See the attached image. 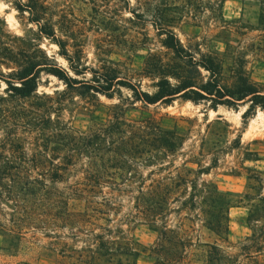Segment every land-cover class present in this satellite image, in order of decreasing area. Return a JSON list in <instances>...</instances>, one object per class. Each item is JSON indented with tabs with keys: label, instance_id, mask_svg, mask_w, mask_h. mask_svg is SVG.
<instances>
[{
	"label": "trees",
	"instance_id": "1",
	"mask_svg": "<svg viewBox=\"0 0 264 264\" xmlns=\"http://www.w3.org/2000/svg\"><path fill=\"white\" fill-rule=\"evenodd\" d=\"M226 1H213L210 11L220 17ZM243 1L258 3L264 12V0ZM12 6L33 27L18 35L0 14L2 248L11 251L27 235H41L49 240L47 249L58 254L57 264L66 259L73 264H137L138 250L116 226L138 221L158 235L154 264H264V198L242 201L245 196L204 180L212 164L202 163L201 152L198 161L191 159L192 150L182 152L188 137L183 130L164 129L152 117L128 116L137 102L147 108L180 98L214 110L236 109L244 102L246 121L264 110V93L246 73L233 85L224 84L219 54L187 48L164 19L157 35L172 56L153 66L154 74L144 69V76L155 80L154 91H145L110 61L93 68L83 62L82 50L71 54L69 37H64L68 31L54 19L47 0H14ZM177 7L164 2L153 6L162 16ZM46 42L58 47L66 67L49 55ZM44 76L57 78L64 89L40 92L47 85ZM122 89L131 91V97L124 98ZM101 96L117 103L106 104ZM215 124L221 121L208 123L206 131ZM234 197L250 207L247 245L229 242ZM121 201L127 213L119 221ZM202 229L211 240L202 239ZM64 239L83 246L76 251ZM242 252L248 263L241 261Z\"/></svg>",
	"mask_w": 264,
	"mask_h": 264
},
{
	"label": "rangeland",
	"instance_id": "2",
	"mask_svg": "<svg viewBox=\"0 0 264 264\" xmlns=\"http://www.w3.org/2000/svg\"><path fill=\"white\" fill-rule=\"evenodd\" d=\"M13 1L0 0V14L13 32L22 35L24 29L33 25L17 12L12 6ZM213 1L47 0L54 19H60L68 31L64 37H69L68 49L71 54L82 50L83 62L93 68L110 61L108 65L121 71L124 77L142 90L154 91L155 81L154 77L144 76V69L149 67L154 74L153 66H159V61L168 62L171 59V53L162 46L156 30L159 23H165L164 19H168L184 46L191 50L198 48L203 53L219 54L224 84L233 85L240 73L244 72L250 82L264 93V12L254 1L227 0L219 17L210 11ZM161 2L177 3L178 7L162 16L153 8ZM46 43L44 48L49 55L66 67L67 62L58 54V47ZM201 72L203 76L207 75L206 71ZM43 81H47V85L41 86L40 92L52 93L65 87L53 76H44ZM122 94L127 98L131 97L132 92L122 89ZM100 100L106 104L117 103V99L109 100L102 96ZM247 107L246 103L240 102L236 109L219 106L214 110L205 103L194 104L177 98L169 105L156 104L147 108L137 102L128 111L130 118L152 117L164 129L183 130L188 137L182 152L192 150L190 157L194 161L201 159V152L204 154L202 163L205 166L212 164L209 174L204 175L203 179L218 184L226 191L245 196L243 200L234 197L233 207L229 211V242L238 246L247 245L245 239L252 234V230L247 220L250 207L236 201L264 198V110L258 109L245 121L242 115ZM216 120H220L221 124H215L206 131V125ZM76 124L85 127L87 122L76 120ZM204 135L206 143L202 149L200 144ZM147 171H143L144 175ZM121 203L123 207L117 217L119 221L127 213L126 202ZM102 224L122 230L139 252L137 264H154L152 249L158 236L156 232L138 221L123 222L116 227L110 222ZM200 234L203 240H211L205 229ZM35 238L27 235L17 247L7 251L2 248L4 240L0 236V264L59 263L58 254L47 249L49 240L41 235ZM64 241L76 251L83 246L73 240ZM244 256L245 253L241 261L248 263ZM66 264H73V259H66Z\"/></svg>",
	"mask_w": 264,
	"mask_h": 264
}]
</instances>
